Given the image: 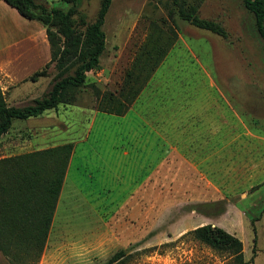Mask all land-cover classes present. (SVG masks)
Here are the masks:
<instances>
[{"label": "rangeland", "instance_id": "rangeland-1", "mask_svg": "<svg viewBox=\"0 0 264 264\" xmlns=\"http://www.w3.org/2000/svg\"><path fill=\"white\" fill-rule=\"evenodd\" d=\"M102 1L75 4L77 30L96 21ZM182 1L113 0L106 47L86 83L68 88L56 107L14 119L0 137V159L74 144L37 264H236L195 237L206 224L239 237L246 264H264V40L243 0L200 2L198 15L227 36L183 19ZM36 24L0 3L1 44L3 31L13 32L26 36L23 52L49 55ZM154 44L164 58L127 110H102L104 96L126 104V74L139 48ZM78 64L61 74L52 62L38 85L31 76L21 83L37 87L28 99L7 94V104H35ZM0 264H10L1 251Z\"/></svg>", "mask_w": 264, "mask_h": 264}, {"label": "trees", "instance_id": "trees-1", "mask_svg": "<svg viewBox=\"0 0 264 264\" xmlns=\"http://www.w3.org/2000/svg\"><path fill=\"white\" fill-rule=\"evenodd\" d=\"M1 1V0H0ZM30 20H37L46 29L51 47V61L34 72L30 79L38 81L49 76L50 64L54 61L65 72L67 64L79 62L73 75L60 78L50 93L24 108L9 106L0 86V137L16 118L38 116L62 102L68 88L81 87L86 83L87 72L100 62L106 47V33L102 29L113 0H103L96 21L84 32L77 30L74 18L79 0H64L74 7L67 12L49 7L37 0H4ZM246 8L256 18L258 32L264 40V0H243ZM201 0H183L180 15L192 24L221 36H227L225 28L212 20L198 15ZM84 23V17L82 18ZM61 37L64 38L63 45ZM165 50L156 44L139 48L132 68L128 70L122 91L127 102L122 104L115 96H104L102 110L123 113L127 105L140 93L153 71L164 58ZM119 105L124 108H107ZM120 108V109H118ZM74 149L72 142L0 159V251L10 264H37L43 251L52 223L54 209L61 192L69 160ZM196 238L218 252L233 256L236 264H246L242 240L222 227L206 224L192 231Z\"/></svg>", "mask_w": 264, "mask_h": 264}, {"label": "crops", "instance_id": "crops-1", "mask_svg": "<svg viewBox=\"0 0 264 264\" xmlns=\"http://www.w3.org/2000/svg\"><path fill=\"white\" fill-rule=\"evenodd\" d=\"M4 3V0H1L0 3ZM8 4L7 2H5ZM33 27L36 28V31L39 33H36V35H40L42 39V43H47L48 48L51 51L50 43L47 38L46 29L44 25L42 24H36ZM12 37H7L6 31H3V35L5 37V41L3 44H1L2 40L0 39V77H1V83L3 84V92L7 96L9 94V100L15 101V100H21V99H28V95L32 92H35L37 90V87H33V89L28 90V88H19L21 87L22 82H26L27 78H29L34 72L37 70H40L43 68L46 64H48L51 61L52 54L49 53V55L45 56L39 52V50L36 51L37 54H29L25 53L22 50L19 49V46L24 40L23 38H17L15 37V33H13ZM6 38H9L10 40L7 41ZM7 41V42H6ZM36 41V39H35ZM22 60L26 61H33V65H27V67L24 69V65L22 64ZM33 66V67H32ZM32 68V69H31ZM21 69V70H20ZM23 69V70H22ZM41 81V80H40ZM39 84V81H37V85ZM30 89V88H29ZM261 253H264V251L260 250Z\"/></svg>", "mask_w": 264, "mask_h": 264}]
</instances>
